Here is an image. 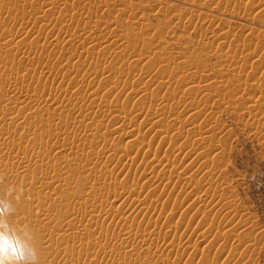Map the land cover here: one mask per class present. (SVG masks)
<instances>
[{"label":"rangeland","instance_id":"1","mask_svg":"<svg viewBox=\"0 0 264 264\" xmlns=\"http://www.w3.org/2000/svg\"><path fill=\"white\" fill-rule=\"evenodd\" d=\"M46 181L58 206L104 210L97 250L129 251L104 264H264V0H0L9 215Z\"/></svg>","mask_w":264,"mask_h":264},{"label":"bare ground","instance_id":"2","mask_svg":"<svg viewBox=\"0 0 264 264\" xmlns=\"http://www.w3.org/2000/svg\"><path fill=\"white\" fill-rule=\"evenodd\" d=\"M100 92L102 93L103 91H100ZM95 94H97V93H95ZM53 103H54V101H53ZM171 130H172V127H166L163 131H160L158 133V136L161 135V134L164 135V133H169ZM131 141H134L135 146H137L139 148L138 149L139 152L137 153V155L134 158L141 159L145 165H149V167L155 168V165H157L158 159L153 158V159L149 160L148 158L144 157L145 156L144 155L145 148L148 149V147H151L152 144L155 143V142L152 143L151 140L147 141L146 138L141 137V136H138L137 138H133V139H131ZM153 147H154V145H153ZM108 149L112 150L111 148H108ZM108 149L106 150V152L108 151L110 153L111 151L108 150ZM102 152L105 153V150L102 151ZM37 156H39V155H37ZM41 157H42V155H41ZM41 157H40L39 161L38 160L35 161V162H38L37 165H39V164H41L43 162V158L41 159ZM35 158L37 159L38 157H35ZM46 159L48 161L46 163H48V165L52 166V168H53V165L56 164L54 158L46 156V158L44 160L46 161ZM136 159H134V160L136 161ZM172 162H173L172 164H176V161H172ZM125 164L121 163L120 166H118L119 167L118 173H123V170H125V171L127 170V168L125 169V167H126ZM41 166L43 167V164H41ZM38 168L40 169L41 167L39 166ZM157 169L158 168H156V172H157ZM159 172H160V170H159ZM118 173H117V175H118ZM27 175H28V172H27ZM164 177H167V180L170 178L167 175V173L164 175ZM51 179L54 181V183L55 182L60 183L61 180H62L61 177L59 175H57V174H52ZM42 183H45V182H42ZM149 184H150V182H149ZM49 188L50 187L48 185V181H46V184H44L42 189H40L42 191H41V193H39V196H38L39 198L38 199L42 203L41 206H38V205L37 206H32V205L31 206H29V205L28 206L27 205L26 206H24V205L20 206V208H21L20 211L24 210L28 214L27 215L28 217L26 218V220H24L21 217L17 218L18 215L15 216V214H18V212H16L14 214L13 211H12V215L8 214L6 216L7 222H8L9 225H11L13 231L15 233H19L20 238L22 240H24V241H32V243L34 244L35 249H36V253H37L36 264H104V263H102L103 260L106 261L107 259H110L111 257L115 258V256H117L118 258H121L123 260L125 255H127V253H129V251L126 250L127 248L122 250V248H123L122 247L121 248L122 251L119 249L121 252H118L117 254H116V251L112 249V247H111L112 245L110 246V244H108L109 247L107 246V248L106 247H105V249L103 248L104 250L102 249L103 251H101V252L97 250L98 247L96 245H97L98 241H103V240L105 241L106 239H108V238L110 239L111 238L110 231H108L107 229L105 230L103 228H100V226H99V224H100L99 221L100 220L102 221L103 220L102 218H104V217H102L103 214H105V213H102L104 210H101V215L98 217V215H96L97 212L95 214V210L97 208L94 205L93 206H58L57 202H58L59 199L56 200L54 198V196H53L54 193L47 192V190ZM37 189H35V191ZM60 189H63L62 188V184L60 186ZM33 190H34V188H33ZM194 190H196V189H194ZM33 194H34V192H33ZM7 195H9V194H7ZM25 199H26V197H25ZM8 200H10V199H8ZM15 200H17V199H15ZM15 200H13V201H15ZM18 200L21 201V199H18ZM137 200H139V199H137ZM26 201H27V199H26ZM34 201H32V202H34ZM15 202H13V204ZM22 202L25 203L23 201V199H22ZM28 203H30V202H28ZM90 203H93V202H90ZM34 205H35V203H34ZM60 205H62V203ZM90 205H92V204H90ZM146 205H148V204H146ZM146 205L144 203V206H146ZM16 207H19V206H16ZM16 207H13L14 210L17 209ZM151 207L153 209L154 206H151ZM10 209H11V207H10ZM155 209L156 208L154 207V210ZM16 211H18V210H16ZM150 211L152 212L153 210L150 209ZM149 214H150V212H149ZM127 218H129V217H127ZM127 218L124 219L125 222H123V224H122L123 227L125 228V230H126V228H129L131 226V223H132V221H130ZM98 222H99V224H98ZM102 224L105 225L104 224V220H103ZM202 235H204V234H202ZM149 236L153 237V235H151V234H148V235L142 234V235H139V236H136V237H138L142 241L147 240L146 239V237H147L148 241H149L150 240ZM130 237H131V235H130ZM134 237H135V235H134ZM125 243H127V242L125 241ZM158 243L156 241H154V240L153 241L150 240L149 241V248L153 252H155V251L158 252L160 255H164V254H166L168 252H171L170 249H174V250L176 249V247L173 244L172 245L168 244V245H165V246H161ZM145 244H146V242H145ZM128 245H129V243H128ZM143 245H144V243H143ZM104 258H106V259H104ZM125 261H126V259H125ZM107 263H108V261H107ZM176 264H181V262H178ZM188 264H190V262Z\"/></svg>","mask_w":264,"mask_h":264},{"label":"clouds","instance_id":"3","mask_svg":"<svg viewBox=\"0 0 264 264\" xmlns=\"http://www.w3.org/2000/svg\"><path fill=\"white\" fill-rule=\"evenodd\" d=\"M10 206L0 201V264H36L37 253L32 241H24L8 224Z\"/></svg>","mask_w":264,"mask_h":264}]
</instances>
